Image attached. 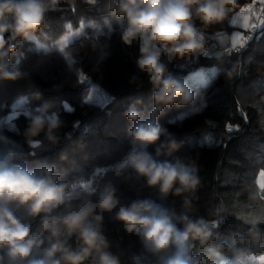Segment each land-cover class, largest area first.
Returning <instances> with one entry per match:
<instances>
[{
	"label": "clouds",
	"instance_id": "9594fccd",
	"mask_svg": "<svg viewBox=\"0 0 264 264\" xmlns=\"http://www.w3.org/2000/svg\"><path fill=\"white\" fill-rule=\"evenodd\" d=\"M56 3L57 0H0V84L29 78L20 68L23 54L18 48L24 41L36 40V32L42 29L46 14ZM237 3L238 0H107L108 15L117 20L113 28L104 17L108 38L115 33L125 47H137V73L129 83L140 82L142 86L140 77H146L151 104L137 99L124 113L128 147L120 159L93 166L88 173L71 179L67 178V170L56 164L28 166L29 157L35 156L37 150L59 143L65 122L59 109L50 111L48 105L24 108L20 114L27 121L23 135L30 151L0 134V264H123L124 253L110 250L105 214L118 222L128 236L137 237L141 245V252L128 257L129 264L264 262V255L257 256L245 246L246 240L259 244L262 233L258 222H245L250 226L243 235L234 233L230 240L213 243L223 219L209 221L189 214L192 198L201 185L198 164L190 158L187 162L180 157L162 159L172 157L185 144L160 122L165 111L180 109L168 123H182L188 113L195 114L197 108L206 106L203 95L191 83V74L183 76L169 66L208 54L204 34L193 22L194 16L206 26L220 23ZM74 35L79 38L80 33ZM69 39L65 38V46ZM230 44L233 47L227 34L217 33L214 47L218 59L231 51ZM54 48L37 43L32 50L50 55ZM59 51L64 53V47ZM110 55L108 46H104L99 60ZM65 60L72 73L75 62L66 54ZM34 88H29L30 95L42 98ZM20 100L27 102L28 97L17 102ZM88 100L92 101L91 95ZM62 106L70 113L75 111L67 102ZM0 127L19 133L14 122L9 125L7 117L0 121ZM41 134L43 139H38ZM64 135L72 138L71 133ZM60 159L68 157L61 155ZM117 182L139 191H153L161 201L179 197L184 210L178 213L150 198L125 202ZM216 215L219 217V210ZM198 246L202 251L197 253Z\"/></svg>",
	"mask_w": 264,
	"mask_h": 264
},
{
	"label": "trees",
	"instance_id": "16d2710c",
	"mask_svg": "<svg viewBox=\"0 0 264 264\" xmlns=\"http://www.w3.org/2000/svg\"><path fill=\"white\" fill-rule=\"evenodd\" d=\"M245 1L238 0L233 11ZM106 4L107 0H57L46 14L44 26L36 32V40L24 41L18 48L23 54L20 68L29 74V78L0 84V119L11 111L17 99L27 96V106L48 105L50 111L59 109L65 122L59 143L37 150L36 155L28 159L29 167L38 163L56 164L66 169L67 178L71 179L88 173L93 166L114 163L128 147V121L124 113L129 105L137 99L151 104L146 77H140L142 86L140 82L129 83L137 73L134 65L137 47H125L115 33L108 38L104 17H108L113 28L117 27V20L108 15ZM228 18L206 26L194 16L193 22L204 34L206 42L215 45L217 33L231 36L233 28L229 26ZM96 27L105 30L106 34L95 37ZM78 32L80 36L76 38L74 34ZM65 33L72 36L66 48L68 54L78 63L81 72L96 81L110 99L103 109L90 106L84 100L89 88L74 72L68 71L61 54L53 50L50 55H44L32 50L37 41L48 44ZM104 46H108L111 55L101 61L99 56ZM241 49L240 54L224 55L219 59L214 55L202 61V65L215 68L206 84L193 85L203 95L205 107L195 110V114L188 113L182 123H168L169 118L180 111L176 107L167 109L161 116L160 122L175 133L178 140H185L184 146L172 157L162 159L180 157L187 162L190 158L198 164L201 185L192 198L189 214L203 216L209 221L223 219L219 236L213 243L230 240L234 233L243 235L250 226L245 222L256 220L262 238L258 245L246 240L245 246L261 256L264 254V190L258 188L256 178L264 171V19L263 25ZM15 59L13 56V62ZM186 65L177 62L169 67L187 76L190 70L184 67ZM33 85V90L40 91L42 98L35 99L30 95L29 88ZM111 97L115 99L111 100ZM63 102L75 111H65ZM13 122L19 133L0 127V134L30 151L23 135L27 121L20 114L18 119L13 118L8 123ZM74 124L78 127L74 128ZM226 127L232 130L228 132ZM65 133H71L72 138L67 139ZM38 139H43V134ZM61 155H67L68 159L61 161ZM117 187L125 202L137 197L150 198L178 213L184 210L179 197L169 196L161 201L159 195L150 190L139 191L119 182ZM218 210L219 217L216 215ZM104 228L111 242L110 250L124 253L123 264H129L128 257L132 253L142 251L137 237L128 236L108 214H105ZM200 251L198 246L196 252ZM202 264L207 262L202 260Z\"/></svg>",
	"mask_w": 264,
	"mask_h": 264
},
{
	"label": "rangeland",
	"instance_id": "374dc122",
	"mask_svg": "<svg viewBox=\"0 0 264 264\" xmlns=\"http://www.w3.org/2000/svg\"><path fill=\"white\" fill-rule=\"evenodd\" d=\"M264 2L263 0H246L244 4L239 6V8L235 9L231 15L228 18V24L233 28L230 39L233 42L234 37L243 36L245 38V42L248 40L247 34L250 32L251 28L255 26L256 24L261 27L263 25V19L264 15ZM233 19L236 20V23H232ZM247 25V26H246ZM108 29V25L106 27ZM105 30L101 29L100 27H96L94 31L95 37L99 35H105ZM70 38L67 42V45L65 46V38ZM72 40V36L69 33H65L61 37L53 40L52 42L48 43L47 45H54V50L57 51L59 54H61L65 60V54L68 58H70L72 61H74V73L78 77L79 81L86 86H88V92L84 98V100L92 105L99 104H108L110 102V99L106 96V94L103 92L101 86L92 78L81 72V70L78 67V63L75 61L74 58H72L66 48L69 45V43ZM37 43H42L37 41ZM45 44V43H42ZM245 44V43H244ZM243 44V45H244ZM231 46V44L229 45ZM237 46H240V41L237 39ZM60 47H64V53H61L59 51ZM241 47V46H240ZM206 48L208 49V54L201 55L198 59L192 60L187 62L186 66H184L186 69H189L190 72L187 74L189 76L191 74V83L193 85L196 84H206L210 78L215 73V68L212 66L202 65V61L206 59H211L214 55H216V48L212 43L206 42ZM66 61V60H65ZM79 70V73L77 74L75 70ZM84 77V79H81V77ZM98 86V87H97ZM89 95L92 96V101L90 102L88 100ZM20 99V98H19ZM18 100V99H17ZM27 106L26 102L23 100H20L19 102L15 101L11 106V111L5 115L3 118L0 119V121H3L5 117H7V122L11 121L17 114L22 113L24 108ZM98 109H103L98 107ZM197 108L196 110H198ZM11 113V114H10ZM264 173V171H261L258 176V187L260 190H264V188L261 187L262 184H264V175H261ZM264 255V254H263ZM264 262H262L263 264Z\"/></svg>",
	"mask_w": 264,
	"mask_h": 264
},
{
	"label": "built area",
	"instance_id": "2783aa9c",
	"mask_svg": "<svg viewBox=\"0 0 264 264\" xmlns=\"http://www.w3.org/2000/svg\"><path fill=\"white\" fill-rule=\"evenodd\" d=\"M258 28H259V26L257 24L251 28L250 32H248V34H247L248 39H251L254 36V34L257 32ZM230 47H231V51L229 53L225 54L227 56H229L231 54H240L242 51L240 46H237L236 48H233L232 46H230ZM226 130L228 132H230L229 127H226Z\"/></svg>",
	"mask_w": 264,
	"mask_h": 264
},
{
	"label": "snow or ice",
	"instance_id": "6c2138e0",
	"mask_svg": "<svg viewBox=\"0 0 264 264\" xmlns=\"http://www.w3.org/2000/svg\"><path fill=\"white\" fill-rule=\"evenodd\" d=\"M232 23H236V20L233 19ZM247 26V25H246ZM237 39L240 41V46H243V44L245 43V38L243 36H238V37H234L233 38V48L237 47ZM81 79H84V77L82 76ZM67 107V106H65ZM183 118V117H181ZM231 127H229V131H231ZM261 175H264V173H262ZM262 188H264V184L261 185Z\"/></svg>",
	"mask_w": 264,
	"mask_h": 264
},
{
	"label": "crops",
	"instance_id": "0c3cea01",
	"mask_svg": "<svg viewBox=\"0 0 264 264\" xmlns=\"http://www.w3.org/2000/svg\"><path fill=\"white\" fill-rule=\"evenodd\" d=\"M260 173V172H259ZM259 173H258V175H257V178H256V184H257V186H258V176H259ZM259 188V187H258ZM260 189V188H259Z\"/></svg>",
	"mask_w": 264,
	"mask_h": 264
}]
</instances>
